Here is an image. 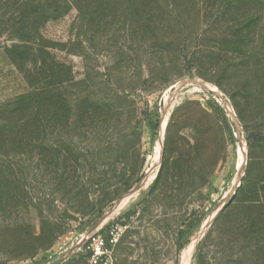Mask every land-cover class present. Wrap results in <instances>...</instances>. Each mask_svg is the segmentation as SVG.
<instances>
[{
    "label": "rangeland",
    "instance_id": "1",
    "mask_svg": "<svg viewBox=\"0 0 264 264\" xmlns=\"http://www.w3.org/2000/svg\"><path fill=\"white\" fill-rule=\"evenodd\" d=\"M12 1L0 264H264V0L91 1L25 43Z\"/></svg>",
    "mask_w": 264,
    "mask_h": 264
},
{
    "label": "trees",
    "instance_id": "2",
    "mask_svg": "<svg viewBox=\"0 0 264 264\" xmlns=\"http://www.w3.org/2000/svg\"><path fill=\"white\" fill-rule=\"evenodd\" d=\"M91 1L104 2L106 0H40L39 3L36 0H13L10 20L13 27H18L14 32L15 39L22 43L30 42L29 39L34 33L33 26L38 19L57 18L69 8H78L82 4L88 5ZM248 137L253 143L264 141V136L258 132H251Z\"/></svg>",
    "mask_w": 264,
    "mask_h": 264
},
{
    "label": "bare ground",
    "instance_id": "3",
    "mask_svg": "<svg viewBox=\"0 0 264 264\" xmlns=\"http://www.w3.org/2000/svg\"><path fill=\"white\" fill-rule=\"evenodd\" d=\"M164 100H165V102H164L165 106H164V111H163V114H162L161 129H163V127H164V125L166 123L167 116H168V113H169V110H170V106H171V103H172V98L171 97L167 96ZM154 176H155L154 169H149L146 172L145 176L142 177V179L138 183V187H139V185H144V184L150 182L154 178ZM129 193H127V194L123 195L122 197H120L119 199H117L114 202V204L109 209H107L105 211L104 216L102 217L101 221L108 220L114 214V212L117 211L124 204V202L126 201ZM185 251H186V254H184L183 257L181 258L180 264H188L189 253L191 251V245L186 247Z\"/></svg>",
    "mask_w": 264,
    "mask_h": 264
},
{
    "label": "built area",
    "instance_id": "4",
    "mask_svg": "<svg viewBox=\"0 0 264 264\" xmlns=\"http://www.w3.org/2000/svg\"><path fill=\"white\" fill-rule=\"evenodd\" d=\"M115 237L111 238L110 241H115ZM90 254L92 257L98 256V258H105L106 250L103 248V241L101 239H94L89 246Z\"/></svg>",
    "mask_w": 264,
    "mask_h": 264
},
{
    "label": "water",
    "instance_id": "5",
    "mask_svg": "<svg viewBox=\"0 0 264 264\" xmlns=\"http://www.w3.org/2000/svg\"><path fill=\"white\" fill-rule=\"evenodd\" d=\"M70 218L74 219V220H78L79 218H77L76 216L73 215H69ZM61 260L57 259L55 260L52 264H60Z\"/></svg>",
    "mask_w": 264,
    "mask_h": 264
}]
</instances>
